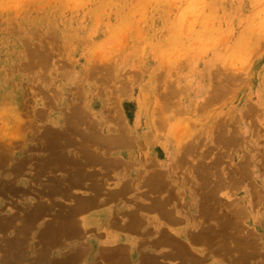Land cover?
Listing matches in <instances>:
<instances>
[{
  "label": "rangeland",
  "instance_id": "rangeland-1",
  "mask_svg": "<svg viewBox=\"0 0 264 264\" xmlns=\"http://www.w3.org/2000/svg\"><path fill=\"white\" fill-rule=\"evenodd\" d=\"M76 110L86 115L79 127L97 122L103 136L126 126L134 144L116 147L131 165L133 153L130 169L147 176L162 165L176 175L184 173L191 200L175 208L185 224L181 232L197 221L200 196L214 213L200 219L201 225L217 232L219 222L233 218L231 226L223 224L225 235L247 238L257 248L250 257L247 246L248 259L235 262L229 256L240 252L215 249L219 238L205 240V228L203 240L190 244L196 255H211L208 264H264V0H0V264L6 257V264H15L9 252L17 243L29 264L39 252L57 264L70 249L79 250L76 246L109 241L99 234L103 214L100 229L88 218L102 203L75 213L82 225L77 222L75 236L60 240L56 233L62 214L77 196L89 195L96 180L99 194L110 182L130 185L119 168L109 170L114 174L109 177L104 163H94L93 169L107 175L94 176L89 162L81 163L95 181L88 175L71 185L73 169L64 166L83 151L80 137L67 125ZM114 148L102 153L114 156ZM154 152L165 160L154 161ZM122 156V151L116 155ZM56 157L60 162L54 163ZM205 174L208 188H202ZM125 207L124 222L130 221L128 211L136 212ZM238 210L241 218L235 216ZM24 219L32 222L28 231ZM54 223V233L46 234ZM197 228L192 222L191 231ZM198 243L201 249L194 248ZM228 243L232 245L231 238ZM87 248L74 264L98 263L97 250L92 256L96 248ZM173 260L170 264L179 259Z\"/></svg>",
  "mask_w": 264,
  "mask_h": 264
},
{
  "label": "bare ground",
  "instance_id": "bare-ground-1",
  "mask_svg": "<svg viewBox=\"0 0 264 264\" xmlns=\"http://www.w3.org/2000/svg\"><path fill=\"white\" fill-rule=\"evenodd\" d=\"M75 106V105H74ZM71 112H69V114H70ZM84 113V112H83ZM66 114H68V113H66ZM84 115H85V113H84ZM84 115H82L81 114V110H80V112L78 111V110H76L74 113H72V114H70L68 117H67V119H69V122H68V120H67V122H68V124L67 125H69L68 127L70 128V129H73V130H71V131H74L77 135H78V137H80L79 138V141L81 142L80 143V146H81V148L83 149V151H82V153H80L79 152V154H81L80 156L79 155H77V156H74L72 159H70L69 157H66L67 159L66 160H68V158L70 159V160H68L67 162V164H69L70 162L69 161H71L72 163H70V165H66V163L65 162H63V160H61L63 163H65L64 165H66V166H64V167H66L67 168V166H70V168L69 169H73V171H71V170H69V171H71L70 172V179H72L71 180V185L73 184V183H75L77 186H78V184H80L81 182H82V178H84L85 176H90V174H88V172H87V174H85V169H84V167H83V163H87L88 164V162L89 163H91L90 165H92V171H93V173H94V171H95V169H93V164L94 163H96V166H98L97 164H102V166L104 167V164L107 166V169H108V176L110 175V172H109V170H116V169H118L119 168V170H122V171H124V170H127L128 169V167H130V166H132V165H134L133 164V162H134V160H133V158H131L132 157V154L133 153H130L129 154V156H130V158H129V160H131L132 162V165L131 164H129L130 162H126L125 160H124V162H123V160H122V158H118V157H116V155L115 156H111L110 154H107V153H109V152H111V151H109L110 149H112V148H117V147H122L123 145L125 146V145H128V147L130 146L129 144H131V145H133L132 143H131V141L133 142V140L131 139V137H129V135H127L128 134V132H127V129H126V126L124 127L123 125L122 126H120V127H118V129L116 130L115 129V131H114V133L111 135V134H109V135H107V136H103V135H101V132H98V130H97V128L98 127H96L95 126V124L97 123H89V124H86V123H84V124H86V126H83V127H79V123H81V122H83V121H85V119L86 118H84L85 116ZM66 119V118H65ZM84 119V120H83ZM83 120V121H82ZM66 122V123H67ZM90 122V121H89ZM91 122H93V121H91ZM113 122V121H112ZM115 122V121H114ZM65 123V124H66ZM111 124H113V123H111ZM66 125V126H67ZM80 125H83V124H80ZM97 125V124H96ZM65 126V127H66ZM64 127V128H65ZM64 128H62L63 130H64ZM115 128V127H114ZM66 130L68 129V128H65ZM113 129V128H112ZM69 130V129H68ZM70 131V132H71ZM112 131V130H111ZM63 133H64V131H63ZM60 134H61V132H60ZM66 134V133H65ZM61 135H63V134H61ZM80 135V136H79ZM219 137V136H218ZM85 138V139H84ZM70 139V138H69ZM68 139V140H69ZM82 139V140H81ZM65 140H66V138H65ZM231 140V139H230ZM70 141H72V140H70ZM87 141H90V143H86ZM78 142V141H77ZM79 144V143H78ZM87 145L88 144V147H87V153H85L84 152V145ZM180 144V143H179ZM185 144V143H184ZM192 144V143H191ZM190 144V145H191ZM67 145H69V144H67ZM101 150V152L99 153H97L96 152V150H97V147ZM118 145H120V146H118ZM75 146H77V145H75ZM117 146V147H116ZM114 148V149H115ZM188 148H190V147H188ZM48 149H50V148H48ZM109 151V152H107L106 154L105 153H102V151ZM182 150H184V149H182ZM50 151H51V149H50ZM54 151H55V149H54ZM57 151H60V150H57ZM62 151V150H61ZM186 151V150H185ZM76 152H78V151H76ZM177 152V151H176ZM182 152H184V151H182ZM53 152H50V154H52ZM56 154H57V152H55ZM55 153H53L52 154V156L53 155H55ZM60 153V152H59ZM58 153V154H59ZM169 153V152H168ZM61 154H62V152H61ZM60 155V154H59ZM59 155H56V156H58L59 157ZM65 155V154H64ZM75 155V154H74ZM52 156H50V157H52ZM66 156V155H65ZM64 156V157H65ZM69 156H71V155H69ZM146 156V155H145ZM144 156V157H145ZM168 156V155H167ZM44 157V156H43ZM58 157H56L57 158V161H56V159H55V161L52 159V158H49V159H52V162L54 161V163L55 162H60V159L62 158V159H64L63 158V154H62V157H61V155H60V159H59V161H58ZM183 157H184V154H183ZM55 158V157H54ZM48 158H46L45 159V161L47 160H49ZM153 160V159H152ZM184 160V159H183ZM4 161V160H3ZM21 161H23V162H25L24 160H21ZM46 161V162H47ZM78 161H80V163L81 162H83V163H79ZM8 162H10V161H8ZM98 162H100V163H98ZM177 162V161H176ZM181 162V161H180ZM22 163V162H21ZM41 163V162H40ZM48 163H49V161H48ZM51 163V162H50ZM54 163L52 164V166L53 167H55L54 166ZM104 163V164H103ZM152 163H155V162H152ZM76 164H78V166L76 165ZM86 164V165H87ZM170 164V163H169ZM17 165V164H16ZM55 165H60V164H55ZM85 165V166H86ZM144 165V164H143ZM146 165H148V164H146ZM151 165V167H153V166H155V168H156V165H154V164H150ZM149 165V166H150ZM172 165V164H171ZM21 166V165H20ZM62 166H63V164H62ZM76 166L78 167V169L79 170H75V168H76ZM81 166L83 167V171H84V173H81ZM102 166L100 167L101 169H102ZM148 166V167H149ZM168 166H170V165H168ZM43 167V166H42ZM59 167V166H58ZM61 167V166H60ZM75 167V168H74ZM87 167V169L89 170V168H88V166H86ZM99 167V166H98ZM97 167V169H100V168H98ZM147 167V168H148ZM157 167L158 168H156V169H154V170H156L155 172L153 171V172H150L149 171V173H148V175L146 176V177H144L145 179H147V181L146 180H144L145 182H147V183H145L146 185L148 184V185H151L153 188H154V185L156 186V187H161V186H165L167 183H166V181L165 180H163L162 179V176L164 175V173L163 172H165L166 171V173H167V175H169V173L170 172H168V170L170 169H167L166 167H164V166H160V168H159V165H157ZM16 168V167H15ZM20 168V167H19ZM63 168V167H62ZM96 168V167H95ZM8 169V168H7ZM104 169H106V168H104ZM103 169V170H104ZM10 170V169H9ZM65 170H68V169H65ZM88 170H86V171H88ZM91 170V169H90ZM102 170V171H103ZM99 171H101V170H99ZM101 171V172H102ZM106 171V170H105ZM92 173V174H93ZM100 173V172H99ZM97 171H95V174H94V176H96V174H98V175H100ZM103 173V172H102ZM101 173V175L103 176V175H107V172L105 173V174H102ZM63 174H64V172H63ZM16 175V174H15ZM58 175V174H57ZM65 175V174H64ZM98 175H97V177H98ZM100 175V176H101ZM68 176H69V174H68ZM145 176V175H144ZM205 176L206 177H208L207 176V174H205L204 175V180H202L203 181V187L202 188H208V186H209V184L206 182V178H205ZM211 175H209V177H210ZM64 177V176H63ZM74 177H76V178H74ZM92 177H93V175H92ZM91 176H90V178H92ZM110 177V176H109ZM109 177H107L108 179H109ZM198 177H200L199 175H198ZM55 178V177H54ZM88 178V177H87ZM95 179H96V177H94ZM137 178V177H136ZM138 178H139V176H138ZM201 178H202V176H201ZM201 178H199V179H201ZM95 179H91V180H93V181H95ZM98 179H100V177L98 178ZM101 179H102V177H101ZM58 180V179H57ZM62 180V177L60 178V181ZM89 180V182H90V179H88ZM138 180V179H137ZM142 180V181H143ZM52 181V180H51ZM101 181H104V180H101ZM108 181V180H107ZM107 181H105V182H107ZM126 181V180H125ZM142 181H140L141 182V184H143V182ZM62 182V181H61ZM65 182H67V180L65 179ZM95 182H97V180L95 181ZM95 182H94V187L92 188V190H90L89 191V195H85V196H77L76 197V199H75V203L73 204V205H69L70 207H69V210H67L66 211V213H64V214H62V220H60L59 221V225H58V223H57V227H56V233L57 232H60V240H64L65 238H62V236H69V237H72V236H75V234H76V232H77V230L79 229V228H77V225H78V221H76L75 220V213L77 214L78 212H80V211H83V210H85V212H86V210H88L89 208H93V207H97L99 204H101L102 203V198H100L99 197V189H98V187L97 186H95ZM119 182V181H118ZM123 182V185H122V187L121 186H119V187H116V188H118V190H115V193H113V194H111L110 192V194L112 195V196H116V195H118V194H120V192H121V190H119V188H121V189H129V188H127L128 186H126L125 185V183H124V181H122ZM127 182V181H126ZM236 182H238V180H236ZM51 183V182H50ZM49 183V184H50ZM53 183V182H52ZM62 183H64V181L62 182ZM68 183V182H67ZM91 183H93L92 181H91ZM115 183H116V181H115ZM57 184V183H56ZM66 184V183H65ZM129 184V183H128ZM208 184V185H207ZM58 186H60V184L58 183L57 184ZM67 185H70V184H67ZM90 185V184H89ZM121 185V184H120ZM201 185H202V183H201ZM49 186V185H48ZM61 186H62V184H61ZM60 186V187H61ZM73 186V185H72ZM71 186V187H72ZM77 186H76V188H77ZM86 186H87V184H86ZM92 186V185H91ZM199 186V185H198ZM70 187V186H69ZM87 187H89V186H87ZM103 187V186H102ZM145 187V186H144ZM201 187V186H200ZM49 188V187H48ZM53 188V187H52ZM61 188H64V186L63 187H61ZM68 188V187H67ZM75 188V187H74ZM80 188V187H79ZM116 188H114V189H116ZM149 188H150V186H149ZM210 188V187H209ZM50 189V188H49ZM59 189V188H58ZM84 189V188H83ZM89 189H91V188H89ZM95 189V190H94ZM113 189V190H114ZM46 190H47V188H46ZM56 190H57V188H56ZM63 190H66V188L65 189H63ZM68 190H69V188H68ZM88 190V189H87ZM112 190V191H113ZM130 190V189H129ZM58 191V190H57ZM57 191H55V192H57ZM127 191V190H126ZM40 192V191H39ZM64 192V191H63ZM63 192H61V193H63ZM66 192V191H65ZM79 192V191H78ZM122 192H123V190H122ZM141 192H143V191H141ZM77 193V192H76ZM101 193V192H100ZM123 193H126V192H123ZM208 193H210V192H208ZM99 194V195H98ZM108 194V193H107ZM62 195V194H61ZM71 195H72V193H71ZM109 195V194H108ZM144 195V194H143ZM152 195V194H151ZM199 195H201V194H199ZM69 196V195H68ZM147 196V195H146ZM153 196V195H152ZM263 196V195H262ZM72 197H74V196H72ZM204 202H205V200H207V193H205L204 194ZM146 199H149V198H146ZM199 203H198V208H195V210H196V212H195V214L197 215V221H194V220H192L191 222H189V225L190 226H192V222H197V224H198V228H197V230H195V231H190V239L191 240H203L202 239V232H204L205 231V228H206V230H207V234H206V236H205V240H208L209 239V237H211V235H214V236H216L217 238H219L216 242H217V244L215 243V244H213V247L215 248V249H217V250H222L221 249V247L222 248H224L225 250H227V251H230L232 248H235V250H237V251H239L240 253L238 254V256L237 257H233L232 255L231 256H229V257H231V259L233 260V261H235V262H238V261H240V260H246V259H248L247 257H249V255L251 254V256L250 257H252V255L254 254L252 251H254V247L256 246L255 245V243H250L249 241H248V239L247 238H242V237H238L236 234H233V233H229V235H225V233H224V231L225 230H223L222 228L224 227V225L223 224H227V225H229V223H231V222H234V220H233V218H228L227 220H223V221H221V222H219V226L221 227L220 229H218V231L217 232H214V231H211L212 230V228H213V226L211 227V225H206V226H203V224L201 225V223H199L198 221L200 220V219H206L207 218V215L209 214V213H212V214H214L213 213V211H211L206 205L204 206L203 205V203H201V198H200V196H199ZM71 201V200H70ZM66 203V202H65ZM151 203H152V200H151ZM150 203V204H151ZM147 205V204H146ZM152 205V204H151ZM161 205V204H160ZM202 205V206H201ZM36 206H38L37 208L34 206V208H36V209H34V210H38V208H39V205L37 204ZM137 206V205H136ZM149 206V205H148ZM148 206H147V208H148ZM138 208H139V206H137ZM137 207H136V209H137ZM143 207L144 208H146L144 205H143ZM150 207V206H149ZM42 208H45V207H42ZM41 208V209H42ZM47 208V207H46ZM45 208V209H46ZM131 209V208H130ZM33 210V209H32ZM65 211V210H64ZM135 211V210H134ZM36 212V211H35ZM34 212V214H36ZM84 212V213H85ZM133 212V210H131V212L130 213H132ZM128 214H129V211L127 212ZM134 213H136V212H134ZM134 213H132V214H129V216H131V217H128V219L130 218V219H132L131 221H125V222H132V224H133V221L134 220H137L136 222L137 223H135V224H138V222H139V218L138 219H136V217L135 216H137V214L135 215V216H133V214ZM38 214H39V212H38ZM82 214V213H81ZM93 215H91L92 216V219L91 220H94V221H97L96 223H95V225H96V228H101V226L102 225H100L99 224V221L100 220H98L99 219V216H101V214H98V213H92ZM165 214H167L166 212H165ZM240 214H241V211H237L236 213H235V216L236 217H240ZM31 215H32V213H31ZM59 215V214H58ZM127 215V214H126ZM35 216V215H34ZM33 215H32V217H34ZM59 216H61V215H59ZM66 216V217H65ZM31 217V216H30ZM65 217V218H64ZM27 218H29V217H27ZM26 218V219H27ZM35 218H37V216H35ZM88 218H89V216H88ZM125 218V217H124ZM188 218V221H190L189 220V218H190V215H189V217H187ZM191 218H192V215H191ZM241 218V217H240ZM26 219H24V221L26 220ZM34 219V218H33ZM11 220V219H10ZM27 220H29V219H27ZM35 220V219H34ZM37 220V219H36ZM77 220H79V219H77ZM79 221H81V220H79ZM82 221H83V225H86L87 224V222H88V220H87V218H83L82 219ZM78 222V223H77ZM25 223L27 224V227H26V230L28 231L32 226L30 225V224H32V222H26L25 221ZM81 223V222H80ZM79 223V225L82 227V225ZM140 223V222H139ZM56 224L54 223L53 225L51 224L50 225V230L49 231H47L46 232V234H52V233H54V226H55ZM78 225V226H79ZM139 225V224H138ZM137 225V226H138ZM232 225V223L230 224V226ZM4 226V225H3ZM80 227V228H81ZM126 227H127V225H126ZM25 228V227H24ZM23 228V229H24ZM95 228V227H94ZM122 228V227H121ZM92 227L90 228L89 227V230H91L92 231ZM47 230V229H46ZM46 230H44V232L46 231ZM84 230V229H83ZM83 230H81L82 231V233H83ZM88 229H86V231H87ZM222 230V231H221ZM19 231H20V229H19ZM39 231H41V230H39ZM79 231V230H78ZM97 232H98V230H97ZM86 233V232H85ZM85 233H83V235L85 234ZM94 233V232H93ZM210 233V235H208ZM222 233H224V234H222ZM28 234V233H27ZM97 233H95V234H93V235H96ZM99 234H100V236H101V232L99 231ZM25 235V234H24ZM161 235V234H160ZM48 236H50V235H48ZM85 236V235H84ZM87 236V235H86ZM90 236V235H89ZM100 236H99V238H100ZM15 238H16V235L14 236ZM43 237H45V236H43ZM51 237H52V235H51ZM81 237V236H80ZM88 237V236H87ZM94 237V236H93ZM96 237V236H95ZM169 238L168 237V235L167 236H165V233L163 234V236H161V237H159V239H158V242H168V241H170V240H168L167 238ZM40 238H41V236H40ZM229 238H231L232 239V245L230 244V243H228V239ZM14 239V238H13ZM48 239H51L50 237L48 238ZM73 239H74V237H73ZM78 239V238H77ZM91 239V238H90ZM23 240V239H22ZM43 240V239H42ZM60 240H58V241H60ZM108 240V239H107ZM21 241V239L19 240V242ZM24 241V240H23ZM56 241V240H55ZM248 243H250L251 245H248L246 242ZM7 242H9V241H7ZM15 242V241H14ZM18 242V241H17ZM65 242V241H64ZM80 242V241H79ZM103 242V241H102ZM140 242V241H139ZM142 242V241H141ZM189 242H190V244H191V242H193V241H187L185 244H189ZM6 243V242H5ZM22 243V242H21ZM24 243V242H23ZM62 243V242H61ZM81 243V242H80ZM91 243V242H90ZM90 243H88L87 244V246L89 247H91V248H96V252H97V254H98V257H99V261H98V263H96V264H104V261H106L105 260V258H106V256H107V254H106V250L107 249H104L103 248V245H101V244H97L96 242H94L93 244H90ZM143 243V242H142ZM195 243V242H194ZM7 244V243H6ZM13 244V243H12ZM16 244V243H15ZM79 244V243H78ZM86 244V243H85ZM103 244V243H102ZM141 244V243H140ZM144 244V243H143ZM175 246H174V245ZM125 245V244H124ZM172 245L175 247V249H173V250H175V251H173V250H171L173 253H167V254H165V255H163V254H161L160 256H159V258H157L158 260H159V263L158 262H156L155 260H157L156 259V257H154V254H146L145 253V250H143V254H144V256H143V259L142 260H140V262H141V264H164L163 262L164 261H162L161 260V257H168V258H172V255H174L173 257H175V258H178L179 256V260H178V264H194V263H197V262H204V264H208V262H211V261H209V256L211 257V255H202V258H200V257H197L196 255H195V253H194V251L192 250L193 249V247L191 248V251H192V253H191V255H189V254H187L186 252H182L183 250H182V245L178 242V241H176V242H173L172 243ZM42 246V245H41ZM52 246H53V244H52ZM87 246H85V245H79L78 247L76 246V248H78L79 250H77V249H70L68 252H67V254H63L62 256H61V258H59L58 260H59V262L57 263V264H74V263H76V261L78 260V261H80L81 262V260H80V257H81V255L82 254H84V252L86 253L87 252V250H88V248H87ZM247 246H251V249L252 250H247ZM101 247H102V249H101ZM106 247V246H105ZM220 247V248H219ZM18 243H17V245L15 246V250H14V252H9V254H10V257H9V261H11L12 260V262H15V264H29L28 262H26V260L29 258V257H27V259H26V256L23 254V252H21L20 251V249H19V251H18ZM44 248V247H43ZM110 248V247H109ZM219 248V249H218ZM249 248V247H248ZM171 249V248H170ZM215 249H212V251L214 252V253H216V251H215ZM257 249V248H256ZM255 249V250H256ZM116 250H118V252H120V251H122V254L120 253V255L118 256V257H120L123 261V263H124V261H125V257L123 256L124 255V252H123V250H120L119 251V249L117 248ZM241 250H243V251H245V254L243 253V251H241ZM246 250H247V252H249L250 254H248L247 252H246ZM9 251V250H8ZM41 251V250H40ZM94 251V250H93ZM257 251V250H256ZM140 252V251H139ZM5 253H6V251H5ZM8 253V252H7ZM153 253V252H152ZM247 253V254H246ZM258 254H259V252H257ZM257 253H255V255L254 256H256L257 255ZM8 254V255H9ZM89 254V253H88ZM140 254H141V252H140ZM206 254H207V252H206ZM230 254V253H229ZM228 254V255H229ZM7 255V256H8ZM92 255H93V253H92ZM3 256H5V254L3 255ZM117 256V255H116ZM223 256H224V254H223ZM227 257V256H226ZM226 257H224V259L226 258ZM229 257H228V259H229ZM257 257H258V255H257ZM83 258H84V256H83ZM97 258V257H96ZM115 258V257H114ZM7 257H6V259L4 258V261H5V264H6V262H7ZM92 259V258H91ZM107 259V258H106ZM155 259V260H154ZM166 259V258H165ZM174 259V258H173ZM230 259V260H231ZM116 260V259H115ZM169 260H171V259H169ZM113 261V260H112ZM229 261V260H228ZM227 261V262H228ZM232 261V262H233ZM44 262L45 263H49V264H51V260H47L44 256H43V253L42 252H39L38 254H37V256L33 259V261H32V263L33 264H44ZM117 262V261H116ZM139 262V263H140ZM215 262V261H214ZM217 262V261H216ZM2 263H3V260H2ZM8 263V262H7ZM87 263V262H86ZM4 264V263H3ZM106 264V263H105ZM210 264V263H209ZM219 264V263H218ZM220 264H222V263H220ZM228 264V263H227Z\"/></svg>",
  "mask_w": 264,
  "mask_h": 264
},
{
  "label": "crops",
  "instance_id": "crops-1",
  "mask_svg": "<svg viewBox=\"0 0 264 264\" xmlns=\"http://www.w3.org/2000/svg\"><path fill=\"white\" fill-rule=\"evenodd\" d=\"M155 149H157L156 145H155ZM117 150L118 148L113 150V155L114 156L118 155L119 151H122L123 160H127L124 154L125 151L123 150L117 151ZM163 158H164L163 160H160L158 153L154 152V161H164L165 156H163ZM169 161L170 160H168V162ZM155 171L156 170H154V172ZM121 172L126 173L125 178L126 181L130 183V185L128 186L130 190L127 189V192L125 191L126 193H120L117 196H112L111 194L115 193V190H118L113 184V182H110V185L108 186L104 185L103 186L104 188L101 189V193H100V198H102L101 200L103 205L98 207V209L100 210L95 209V212L92 211L93 213L101 211L100 214L101 215L103 214V216L100 217L102 224L104 223L101 229V233L103 234V237H101V239L107 238L109 240L103 246L104 249H107L106 250L107 259L105 258L106 261H104V264L105 263L106 264H141L140 260H142V257L144 256L143 250H145L146 254L147 253L154 254V257H156L157 259L161 254L165 255L167 253H173L171 250L175 249L174 247L175 245L173 244L174 245L173 246L172 243L176 241H178L182 245V250H183L182 252H186L187 254L191 255L192 247L190 246V242L189 244H185L189 240L195 241L190 239V234H191L190 225L188 223L189 228L185 229V232H181V230L184 229L185 224L182 222V220L179 217L176 216L175 213V208L180 207L181 204L184 203H187L189 205L191 200L190 183L189 180L185 182L184 173L176 175L175 170H172L170 168V173H169L170 175H167L166 171L163 172L164 175L162 176V179L165 180L167 183L165 186L156 187L154 185L153 188L150 185L149 188V185H141L140 182L142 181V177L145 174H147L146 172L132 170L130 169V167L127 170L124 171L121 170ZM109 176L114 177V174L110 173ZM144 177H146V175ZM108 190H110L109 191L110 193L112 192L111 194L108 193L109 195L107 194ZM123 203L125 205H131L134 208L136 213L134 212L132 213H134L133 216L137 214V216L135 217L136 219L139 218V222H140V223L138 222L139 225L135 224L137 223L136 222L137 220H134L133 224L132 222L125 223L124 221L120 220L121 213L127 209V207H125ZM136 205L139 206V208ZM143 205L146 208H144ZM130 212L129 214H132ZM165 212L167 214H165ZM91 215H89V218L92 219ZM183 215L185 217V214ZM131 220L132 219H130V221ZM177 231H180L179 234H182V238L176 235ZM164 233L165 236L168 235L169 238L167 237L166 238L170 241L158 242L159 237L163 236ZM184 237L186 238V240L184 239ZM197 241L201 242L200 240ZM131 243H133V245ZM117 248L119 249V251L123 250L124 252L123 255L125 257L124 263L122 262L123 260L120 257H118L120 253L122 254V251L118 252V250H116ZM194 248L201 249L202 247L198 243L194 245ZM192 250L194 251V253L196 252V250L194 249ZM95 251L96 249H94V253L92 256H94ZM139 251L141 252V254ZM173 256L174 255H172V258L165 257L166 259L164 258V263L165 264L174 263L175 260H173V258L179 259L180 257L179 256L178 258H175ZM196 256L202 258V255L197 254ZM155 261L159 263L158 259ZM197 263L199 264L201 262H197Z\"/></svg>",
  "mask_w": 264,
  "mask_h": 264
}]
</instances>
